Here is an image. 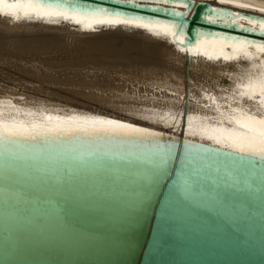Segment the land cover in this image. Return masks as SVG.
I'll list each match as a JSON object with an SVG mask.
<instances>
[{
	"label": "water",
	"instance_id": "95a60500",
	"mask_svg": "<svg viewBox=\"0 0 264 264\" xmlns=\"http://www.w3.org/2000/svg\"><path fill=\"white\" fill-rule=\"evenodd\" d=\"M45 2L73 11L103 7L128 17L183 23V47L216 32L264 40L259 25L246 20L239 22L256 31L204 19L217 15L210 8L264 16L208 0H195L190 9L179 0L175 5L137 0L143 8L119 0ZM173 9L186 17L173 15ZM3 99L21 111L38 105L23 95ZM49 101L53 108H73ZM90 115L164 135L141 148L128 138L0 142V264H264V162L237 159L218 145L185 137L184 123L180 132L117 115ZM168 145L176 148L160 150ZM170 160L153 183V170Z\"/></svg>",
	"mask_w": 264,
	"mask_h": 264
},
{
	"label": "bare ground",
	"instance_id": "6f19581e",
	"mask_svg": "<svg viewBox=\"0 0 264 264\" xmlns=\"http://www.w3.org/2000/svg\"><path fill=\"white\" fill-rule=\"evenodd\" d=\"M208 1L211 4L252 11L264 16L262 11L264 0H235L230 3L232 5L222 0ZM20 14L23 16L22 12ZM94 27L96 30L85 29L83 25H77L73 20L49 22L47 19L36 20L34 16L30 20L25 18L16 21L12 17L0 14V45L10 43L13 52L21 49L24 54L32 51L41 54L49 53V45L55 47L61 39H68L72 44L73 55L72 59L52 58L48 62L42 61L43 63L19 61L17 64L13 61L15 65L12 64L13 62L9 64V60V63L1 60L0 68H13V71L23 68L34 72H53V76L61 74L58 78L67 80L58 84L71 86L74 82L80 85H109L118 89L135 90L139 97L126 93L111 95L112 90L109 88L91 86L95 92L85 93L86 96L83 98L81 94L49 98L43 96L41 92L35 93L0 80V89L17 90L21 92L19 95L38 104L32 106L35 107L33 110H18V107L12 106L9 100L3 99L9 94L0 91V119L32 121L40 119L41 114L68 117L94 116L90 114L100 113L115 117L117 115L120 118L169 130H181L180 132H182L181 123H184L185 137L191 136L214 144L206 136L202 137L199 133L193 135L187 129L186 117L194 118V126L216 124L220 117L215 111L216 105L207 97L215 96L221 105L232 103L233 107H237L238 105L232 100L234 93L240 90L237 85L247 83L249 76H256L264 71V54H261L256 47H253V50L246 48L251 53V58L246 57L243 51L237 53L234 49L224 48L225 54L234 57L232 60H224L223 56L220 59H209L203 51L207 50L212 57H215L219 51L218 45L205 44L201 52L193 53L182 51L185 47L173 42L171 36L156 37L147 29H137L131 25ZM115 36L121 37L129 50L116 48L99 39V37L114 38ZM139 46L147 50L137 51ZM51 52L56 54L55 50ZM95 53L101 54L96 57L93 56ZM53 66L59 68L55 67L56 70L52 71ZM49 100L62 102L73 108H53ZM205 104L210 107L204 108ZM242 107L252 112L258 110L264 112V108H260L258 103L247 99ZM173 116L176 120L171 119Z\"/></svg>",
	"mask_w": 264,
	"mask_h": 264
},
{
	"label": "snow or ice",
	"instance_id": "6c2138e0",
	"mask_svg": "<svg viewBox=\"0 0 264 264\" xmlns=\"http://www.w3.org/2000/svg\"><path fill=\"white\" fill-rule=\"evenodd\" d=\"M121 4H130L134 7L143 8L145 5L138 4L137 0H119ZM178 0H163L164 4H177ZM195 0H179L183 8H189ZM225 3H233L235 0H222ZM248 7V5H241ZM156 11H167L164 8H157ZM210 11L217 13L216 16L208 15L204 17L209 23H223L231 25L235 28L244 29L245 31L254 32L255 27L246 28L245 24L240 23L241 20H246L249 25H259V30L264 32V19H255L249 15L238 12H225L221 8H210ZM264 11V10H262ZM23 13L21 16L20 13ZM0 14L14 18L16 21L22 19L36 20L47 19L49 22H59L60 20H73L77 25H83L85 29L96 30L94 26H119L131 25L137 29H147L155 34L156 37L161 35L171 36L175 43L185 44V24L169 22L166 20H146L143 17L134 16L128 17L120 11H109L107 8H98L92 11L82 12L80 10H71L61 8L58 5L46 3L45 0H0ZM173 15L186 17L185 12H176L173 9ZM205 44L219 46L218 54L212 57L207 50L203 51L209 59H220L223 56L224 60H232L234 57L224 53V48L231 45L233 49L239 53L251 58V53L246 50V47H256L261 53H264V40L256 41L247 38H239L231 36L227 32H216L208 37H203L195 43L188 44L182 51H191L199 53L204 49ZM238 93H234L233 102L238 106L233 107L232 103L221 105L215 96L209 95L208 100L216 105L215 111L220 119L216 124L208 126H194L193 117H186L187 129L193 135L199 133L202 137L206 136L220 149L228 150L237 154V159L247 157L248 162H264V112H252L242 107L245 99L258 103L260 108H264V71L256 76H249L247 83L239 84ZM238 97V99H236ZM210 105L205 104L204 108ZM35 115V114H33ZM163 119V118H162ZM176 120V117H171ZM212 119V117H209ZM230 125V126H228ZM164 133L154 131L149 127L138 126L137 123L125 122L121 119H110L104 116H52L41 114L40 119L32 121L23 120H5L0 119V142H8L17 144L18 142H33L40 141L44 144H54L61 140H73L78 138H128L133 142L135 147H147L155 145V137H162ZM175 145H168L160 150L169 151ZM71 151L75 152L73 148ZM98 151H89L88 154H94ZM172 161H167L166 164L153 170L152 182L159 178V175L167 171V165Z\"/></svg>",
	"mask_w": 264,
	"mask_h": 264
},
{
	"label": "rangeland",
	"instance_id": "374dc122",
	"mask_svg": "<svg viewBox=\"0 0 264 264\" xmlns=\"http://www.w3.org/2000/svg\"><path fill=\"white\" fill-rule=\"evenodd\" d=\"M99 39L112 44L116 48L129 50L128 45L124 44L122 38L119 36H115L114 38L99 37ZM71 45L72 44L70 40L61 39L60 42L57 43L55 47H52L49 45L48 47L49 53L46 52V53H41V54H35V52L32 51L29 54H24L25 52L21 49H16L17 51L15 50L13 52L11 50L12 45H10V43H6V44L0 45V61L3 60V62L4 61L8 62L9 60L10 62V63L8 62L9 64H11L13 61H15L18 64L19 61L20 63H22V61L24 62H42V61L48 62L49 60L51 61L52 58H58L60 60L72 59L73 55L71 53L72 51ZM51 50H55L56 54H53ZM145 50L147 49L141 46L137 48V51H140V52L142 51L144 52ZM18 52L20 53L19 55H18ZM100 54L101 53H95L93 54V56L98 57L100 56ZM15 62H13L12 64L15 65L16 64ZM55 67L56 69L59 68L57 66H53V69ZM12 69L13 68H0V80H5L6 82H9L8 84L15 85L18 88L29 89V91H33L35 93L41 92L43 93V96H46L49 98L65 97V96L68 97L69 95H74V96L79 95L80 96V94H81V97L83 98L86 96V95L84 96L85 93L90 94L91 91L95 92V90H93L91 86H103L105 89L109 88L110 90H112L110 92L111 95H119L122 93L123 94L126 93V94L136 95L139 97V94L135 90H129V89L124 90L121 88L118 89L117 87L109 86V85H87V84L80 85L74 82H72L73 84L71 86H67V85L58 84L59 82L67 81L66 79L58 78V76H60L61 74L57 76H53V72H48V71L34 72V71L26 70L23 68L13 71ZM56 69L52 71H55ZM0 91H5L9 95H19V93H21L17 90H12L9 88H6V89L3 88V89H0ZM30 99H33V97H30Z\"/></svg>",
	"mask_w": 264,
	"mask_h": 264
}]
</instances>
